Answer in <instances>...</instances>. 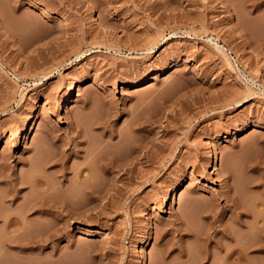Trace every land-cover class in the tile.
I'll list each match as a JSON object with an SVG mask.
<instances>
[{
  "label": "rangeland",
  "instance_id": "obj_1",
  "mask_svg": "<svg viewBox=\"0 0 264 264\" xmlns=\"http://www.w3.org/2000/svg\"><path fill=\"white\" fill-rule=\"evenodd\" d=\"M253 1L0 0V264H233L218 239L261 241Z\"/></svg>",
  "mask_w": 264,
  "mask_h": 264
},
{
  "label": "bare ground",
  "instance_id": "obj_2",
  "mask_svg": "<svg viewBox=\"0 0 264 264\" xmlns=\"http://www.w3.org/2000/svg\"><path fill=\"white\" fill-rule=\"evenodd\" d=\"M262 1H264V0H262ZM262 1L261 0H254L253 1V3L251 4V7H252V9H253V11L254 12H256V11H260L261 13L264 11L263 9H262ZM252 2V1H251ZM250 2V3H251ZM249 3V4H250ZM250 6V5H249ZM261 8V9H260ZM264 8V7H263ZM252 9H251V12H249L250 14L253 12L252 11ZM262 10V11H261ZM260 12H258V13H260ZM257 13V12H256ZM264 17V14L262 15V17H261V19ZM262 42V41H261ZM261 42H259V43H261ZM263 44H264V42H262ZM262 43L260 44V45H262ZM257 45H258V43H256ZM259 45V46H260ZM261 47H263V46H261ZM260 47V48H261ZM147 82V81H146ZM146 82H144V84H146ZM82 84H84V81H79V82H77L76 84H72V86H71V88H70V90H69V93H67L64 97H63V100L61 101V103L59 104V106L57 107V111H59V113L61 114V115H64V112H65V107H66V105H67V103H69V101L71 100V97H72V94L74 93V92H76V90H77V88H78V86L79 85H82ZM62 120H61V118H59L58 119V121H57V123H60ZM35 125V124H34ZM25 132H26V134L28 135L29 133H30V126L29 125H27V128L25 129ZM26 135V136H27ZM212 163H216V159H215V157L213 158V161H212ZM106 166V165H105ZM110 166H111V163H110ZM135 167V166H134ZM109 168V167H108ZM126 168H127V166H126ZM107 169V168H106ZM105 169V170H106ZM110 169V168H109ZM108 170V169H107ZM117 170H119V169H117ZM134 168H133V166H132V168H130L129 169V167H128V169H126V172H125V174H133L134 175ZM89 172H91V171H89ZM105 172V171H104ZM107 172V171H106ZM124 174V175H125ZM89 176L91 177V175H90V173H89ZM87 177V178H89V179H91L90 177ZM134 177V176H133ZM137 177V176H136ZM139 177V176H138ZM93 179V178H92ZM42 180V179H41ZM85 180V179H84ZM86 181V180H85ZM91 181V180H90ZM40 182V181H39ZM42 182V181H41ZM87 182H88V180H87ZM86 182V183H87ZM45 183V182H44ZM38 184H40V183H38ZM42 185V184H41ZM43 188H44V186H43ZM44 189H46V188H44ZM92 191V190H91ZM93 191H94V189H93ZM94 192H99V191H94ZM93 192V193H94ZM116 192H118V191H116ZM92 193V192H91ZM108 193H109V191H108ZM98 194V193H97ZM107 194V193H106ZM229 195V194H228ZM227 195V196H228ZM114 196V195H113ZM229 201V200H228ZM234 202V201H233ZM261 202V201H260ZM261 203H263V204H261V205H264V202H261ZM258 204H259V202H258ZM256 206V205H255ZM237 208H238V206H237ZM256 216H255V220H256V223L259 225V224H261V225H263V223H264V208H260L259 210H258V212H256V214H255ZM83 229H85L86 230V235L87 236H89V237H94V236H99V235H102V232H101V230H99V229H97V228H83ZM182 231V233L183 232H188V231H186V230H181ZM221 232V231H220ZM220 232H218V231H213V232H209V233H206V235H203V234H205V233H203L202 235L204 236V237H206V238H204L205 239V241H206V243L207 242H209L210 240V242H215L214 240L215 239H217L218 237H219V235H220ZM82 233V232H81ZM85 233V232H84ZM189 233V232H188ZM198 233V232H197ZM201 233V232H200ZM226 233V234H225ZM225 233L223 232V236L224 237H227V236H230V233L228 232V231H225ZM187 234V233H186ZM195 234L196 233H194V236H195ZM189 235V234H188ZM187 235V236H188ZM191 236H193V235H191ZM196 236H197V234H196ZM199 236V235H198ZM200 237H202L201 235H200ZM199 237V239L198 240H200L201 238ZM203 238V237H202ZM202 240V239H201ZM39 244V243H38ZM216 244H218V245H215V248H219L220 250H222V249H226L227 250V255H226V258L227 259H225L226 260V263H227V261H228V263H233V264H250L251 262H253L254 260H259L260 262H262V263H264V230H262L261 231V241L259 242V243H257V244H255V245H253V246H251L250 248L248 247V248H244V249H241V248H237V247H235V246H227V247H225V245L223 244V242H222V240L221 239H218L217 241H216ZM19 245V244H18ZM26 245V244H25ZM28 246V245H27ZM38 246V245H37ZM217 246V247H216ZM21 247V246H20ZM25 247V246H24ZM30 247V246H29ZM23 250H26V248H23V247H21ZM31 248V247H30ZM34 248V247H33ZM203 249H206V253L205 254H207V255H209L208 254V252L207 251H209V250H207L208 248L206 247V245H205V247L203 246ZM21 250V249H20ZM182 251V250H181ZM204 252H205V250H204ZM182 253V252H181ZM253 253H255V254H258L259 256H256V257H254L252 254ZM204 255V254H203ZM182 257V256H181ZM210 257H211V255H210ZM204 258H205V255H204ZM213 258V257H212ZM208 260V259H207ZM224 260V261H225ZM214 261V260H213ZM211 262V261H210ZM224 263V262H223ZM211 264H213L212 262H211ZM214 264H216V263H214Z\"/></svg>",
  "mask_w": 264,
  "mask_h": 264
}]
</instances>
